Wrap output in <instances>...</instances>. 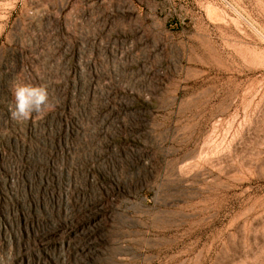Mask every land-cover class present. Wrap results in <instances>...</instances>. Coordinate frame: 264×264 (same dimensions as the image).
Segmentation results:
<instances>
[{"label":"rangeland","instance_id":"374dc122","mask_svg":"<svg viewBox=\"0 0 264 264\" xmlns=\"http://www.w3.org/2000/svg\"><path fill=\"white\" fill-rule=\"evenodd\" d=\"M0 264H264V0H0Z\"/></svg>","mask_w":264,"mask_h":264},{"label":"clouds","instance_id":"9594fccd","mask_svg":"<svg viewBox=\"0 0 264 264\" xmlns=\"http://www.w3.org/2000/svg\"><path fill=\"white\" fill-rule=\"evenodd\" d=\"M13 100L9 105L11 119L17 123H25L34 117L43 118L55 110L58 103H53L49 86L46 83L23 81L12 86Z\"/></svg>","mask_w":264,"mask_h":264}]
</instances>
